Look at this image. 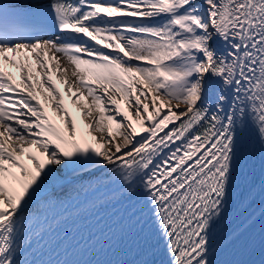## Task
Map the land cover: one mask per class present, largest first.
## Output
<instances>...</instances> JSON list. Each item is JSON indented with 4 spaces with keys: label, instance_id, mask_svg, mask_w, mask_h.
<instances>
[{
    "label": "snow or ice",
    "instance_id": "obj_1",
    "mask_svg": "<svg viewBox=\"0 0 264 264\" xmlns=\"http://www.w3.org/2000/svg\"><path fill=\"white\" fill-rule=\"evenodd\" d=\"M89 193L97 264H264V0H0V264Z\"/></svg>",
    "mask_w": 264,
    "mask_h": 264
},
{
    "label": "bare ground",
    "instance_id": "obj_2",
    "mask_svg": "<svg viewBox=\"0 0 264 264\" xmlns=\"http://www.w3.org/2000/svg\"><path fill=\"white\" fill-rule=\"evenodd\" d=\"M54 79H55V77H54ZM56 83H57V86L60 87L61 90L63 91V85H60L58 81H56ZM66 100H67V98H66ZM69 107H70L71 111H75V109L72 108L71 105H69ZM96 195H100V193H97ZM110 204H112V203H103L101 200H97L95 202H89L86 205L82 206L80 209L73 211L72 213L67 214L66 216L61 217L58 220L50 222L49 224L44 226V231H43L42 236L37 241H35V243L39 242L43 238L51 235L56 230L63 228V226H65V223H67L71 219H78V218L83 217L85 215H88L90 213H94L95 211L103 209ZM49 211H51V210H49Z\"/></svg>",
    "mask_w": 264,
    "mask_h": 264
}]
</instances>
